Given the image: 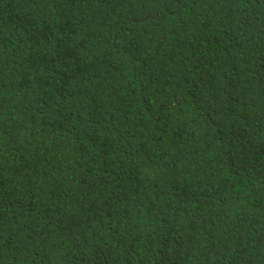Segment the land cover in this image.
Wrapping results in <instances>:
<instances>
[{
    "label": "trees",
    "instance_id": "1",
    "mask_svg": "<svg viewBox=\"0 0 264 264\" xmlns=\"http://www.w3.org/2000/svg\"><path fill=\"white\" fill-rule=\"evenodd\" d=\"M0 264H264V0H0Z\"/></svg>",
    "mask_w": 264,
    "mask_h": 264
}]
</instances>
